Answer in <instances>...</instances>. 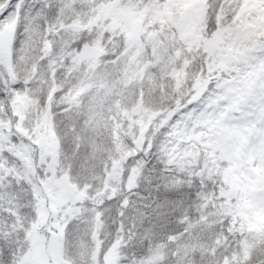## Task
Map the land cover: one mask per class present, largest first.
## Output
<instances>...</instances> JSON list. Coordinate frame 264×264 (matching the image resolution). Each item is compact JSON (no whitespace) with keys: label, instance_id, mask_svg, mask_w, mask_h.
<instances>
[{"label":"rangeland","instance_id":"374dc122","mask_svg":"<svg viewBox=\"0 0 264 264\" xmlns=\"http://www.w3.org/2000/svg\"><path fill=\"white\" fill-rule=\"evenodd\" d=\"M94 1L83 2L82 15L73 17L71 8L65 7V0H0V12L7 10V18L0 16V91L9 92L6 99L0 96L7 102L0 103L4 110L18 112L17 117L21 112L24 115L17 131L7 130L2 136L7 153L19 143L14 134L23 137L25 144L15 150L18 157L15 159L19 160L20 170L38 177L37 183L32 182L36 202L41 187L47 188L50 199L56 198L54 192L61 190L60 184L48 178L51 159L57 154L51 137L58 135L56 128L46 130L49 125L44 120L49 123L51 119L48 112H76L73 103L77 101L83 106L77 112L89 110L92 123L102 125L106 121L104 112H109L107 107L126 108L128 112H141L142 126L150 128L152 123L167 122L166 117L155 120L154 112L162 109H147L140 101L141 92L146 93L143 88H149L146 83L154 82L153 89L168 86L178 98L190 97L173 110L182 113L172 127H178L180 134L192 129L193 139L200 141L199 144L193 139L183 141L184 152L199 160L200 152L204 151L210 162L213 157L209 150L219 148L221 155L232 161L227 175L230 194L236 196L244 226L260 230L264 225V0L261 6L255 4L248 12L234 2L236 15L255 14L258 24L241 32V25L228 23L225 37L240 42L237 50L223 55L224 60L230 61L226 71L233 85L216 84L213 91L205 85L186 87L187 69L191 65L177 56L183 40H188L194 31L199 39L203 37L198 26L205 20L198 16L196 0H104L105 3L96 6ZM199 30L203 32L202 27ZM214 43L212 40L210 51L215 49ZM41 44H46L45 50L39 48ZM15 68L27 76L21 77L22 72L19 74ZM35 112H43L40 120ZM34 135L40 143L36 162V148L31 141ZM190 162L195 164L194 159ZM198 167L202 175L212 169L205 164ZM107 177L109 180L97 182L96 189L106 201H116L124 211L119 215L118 207L99 209L100 206L94 205L91 209L71 204L72 209H62L63 213L55 217L47 243V237L38 234L40 226L31 224L25 233L31 249L27 264H82L87 254L94 258V244L88 251L86 244L91 242L98 223L112 221L110 228L105 226L104 230L109 229L106 233L114 245L124 236L126 225L140 220V214L134 216L126 200L121 201V178H126L127 186H133L137 179L139 183L134 168L126 165L121 168V162L114 163ZM131 197L135 198V194ZM101 203L98 200L96 204ZM114 211L118 212L117 222L115 214L112 215ZM45 214L38 211L36 223ZM75 221L78 225L68 232ZM156 224L162 228V223ZM258 237L259 234H254L250 239L238 240L236 253L231 254L233 263L225 258L223 261L235 264L239 256L240 264H250L261 247L247 244ZM91 258L88 264H92Z\"/></svg>","mask_w":264,"mask_h":264},{"label":"trees","instance_id":"16d2710c","mask_svg":"<svg viewBox=\"0 0 264 264\" xmlns=\"http://www.w3.org/2000/svg\"><path fill=\"white\" fill-rule=\"evenodd\" d=\"M196 1L198 16L205 20L203 37L199 39L192 34L188 40H183L177 55L178 60L184 59L191 65V69H187L186 87L205 85L213 91L216 84L232 86V77H229L230 74L226 71L230 61L224 60L223 55H228L227 51L237 50L240 42H232L225 37L226 26L236 22L241 25L239 30L244 32L258 24L255 14L236 15L237 7L232 6L234 2H238L239 6L243 5L241 8L248 12L250 7L255 4L261 6L263 2ZM244 1H247L246 5ZM83 2L86 3V0H65L64 4L66 9L71 8L74 17L82 15ZM94 2V6L99 2L105 3L104 0ZM259 13L262 15V12ZM212 40L215 41V49L210 51ZM39 48L45 50L46 44H41ZM15 69L19 74L22 72L18 68ZM22 76L27 75L22 72ZM153 83H146L149 88H143L146 93H141V97L150 101L147 109H162L161 112H154L155 120L166 117L167 122L152 123L150 128L142 126L141 112H128L126 108L120 110L118 107L117 110L107 107L109 112H104L106 121L102 125L92 123L87 113L89 110L77 112L83 107L77 101L73 103L76 112H48L51 119L49 123L44 120V123L49 125L46 130L56 128L58 131L56 138L47 135V139L51 137L57 151L51 159L53 163L50 165L48 178L60 184L61 190L54 192L56 198L50 199L45 191L47 188L41 187L37 202L32 193V182L35 180L37 183L38 177L27 174L22 166L20 170L19 160L15 159L18 158L15 150L25 144L23 137L14 134L19 143L7 153L8 149L4 147L5 136H2L7 130L17 131L23 123L24 115L21 112L17 117L18 112H8L0 103V236L7 238L9 245H24L23 249H17V264H27L28 251L31 249L26 242L25 233L29 226L39 225L38 234H44L47 243L50 226L53 225L55 217L63 213L62 209H72L71 204L91 209L94 205L100 206L99 209L118 207L120 215L124 209H121L119 203L112 202L111 199L110 202L106 201L102 192L95 186L102 179L109 180L108 171L113 168L114 163L119 162L121 168L124 165L134 168L137 178L139 177V183L137 179L133 186H127L124 178L127 173L121 178L120 186L123 188L121 201L125 199L128 210L134 216L140 214L141 218L129 227L126 225L124 236L119 237V242L116 241L114 245L108 237L110 235L106 233L109 229L104 230L105 226L110 228L112 221L98 223L96 233L91 236V242L88 246L86 244L87 251L90 245L94 244V258L87 254L82 259V264H88L90 258L92 264H226L223 258L233 263L231 254L236 253L234 247L239 243L238 240L250 239L254 234H259L260 237L251 240L247 245H259L261 250L253 254L250 264H264V225L260 226V230L258 227L248 229L244 226L236 196L230 194L227 175L232 161L224 158L219 148L209 150L213 157L210 162H207L204 151L200 152L199 160L185 153L183 141L192 140L194 135L191 128L189 132L183 131L180 134L178 127H172L182 113L173 110L187 103L190 97L180 99V96L170 93L168 86L153 89ZM7 95L9 92L0 91L1 97L6 99ZM116 97L118 104L120 99L117 92ZM4 98H0V102H7L2 100ZM87 102L88 98L86 107ZM35 114L40 120L43 112ZM192 118L194 123L195 119ZM39 120L37 124L40 127ZM44 135L46 134L43 132ZM6 137L8 141V136ZM31 141L36 148V162L39 159V138L34 135ZM193 141L195 144L200 142L198 139ZM157 147L166 149L164 157L167 171L163 174L159 168L164 165L157 166L156 162V155L159 154ZM149 150L153 153L150 157L147 155ZM142 156L151 160V163L146 165ZM190 159H194L195 164L190 162ZM203 164L212 166L211 170H207V175L204 172L203 175L200 174L198 165ZM132 194H135V198L131 197ZM98 200L102 202L100 205L96 204ZM40 210L46 214L39 216L36 223L37 212ZM114 214L117 222L118 212L114 211L112 215ZM156 223H162V228ZM74 225L78 223L72 222L68 232ZM166 229L168 231L165 232ZM71 236L72 234L69 238ZM2 243L0 242V246ZM240 262L238 256L235 264Z\"/></svg>","mask_w":264,"mask_h":264},{"label":"snow or ice","instance_id":"6c2138e0","mask_svg":"<svg viewBox=\"0 0 264 264\" xmlns=\"http://www.w3.org/2000/svg\"><path fill=\"white\" fill-rule=\"evenodd\" d=\"M6 11L7 10H5V12H0V16H4L5 18H7ZM157 152L159 153L158 155H156L157 166L164 165V167L159 168V171L163 174L167 171L166 161L164 157V152H166V149L157 147ZM147 155L149 157L153 155L151 150H149ZM141 158L145 159L146 165L151 163V160L143 156ZM0 242H3L2 246H0V264H17V249H23L24 245L21 243H13L9 245L8 239L3 236H0Z\"/></svg>","mask_w":264,"mask_h":264},{"label":"bare ground","instance_id":"6f19581e","mask_svg":"<svg viewBox=\"0 0 264 264\" xmlns=\"http://www.w3.org/2000/svg\"><path fill=\"white\" fill-rule=\"evenodd\" d=\"M200 27H202V28H203V31H204V22H200V23H199V26H198V32H199V35H200V36H203V32L201 33L200 30H199ZM194 34L198 37V35H197V31H194ZM141 91H142V90L140 89V92H141ZM141 93H142V92H141ZM140 101L142 102V104L144 105L145 108L150 104V101L147 100V99H144L143 96L140 97ZM135 112H136V111H135Z\"/></svg>","mask_w":264,"mask_h":264}]
</instances>
